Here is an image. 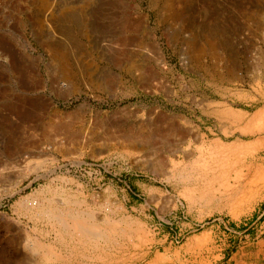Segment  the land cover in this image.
I'll return each instance as SVG.
<instances>
[{"label":"rangeland","instance_id":"rangeland-1","mask_svg":"<svg viewBox=\"0 0 264 264\" xmlns=\"http://www.w3.org/2000/svg\"><path fill=\"white\" fill-rule=\"evenodd\" d=\"M171 1L0 0V264H212L261 213L264 0Z\"/></svg>","mask_w":264,"mask_h":264},{"label":"crops","instance_id":"crops-1","mask_svg":"<svg viewBox=\"0 0 264 264\" xmlns=\"http://www.w3.org/2000/svg\"><path fill=\"white\" fill-rule=\"evenodd\" d=\"M243 232L246 234L226 246L218 261L212 264H264V207Z\"/></svg>","mask_w":264,"mask_h":264},{"label":"bare ground","instance_id":"bare-ground-1","mask_svg":"<svg viewBox=\"0 0 264 264\" xmlns=\"http://www.w3.org/2000/svg\"><path fill=\"white\" fill-rule=\"evenodd\" d=\"M181 1H183V0H172L171 1V4H170V8H171V12H170V17H175V18H180V19H183L184 18V13H183V11H182V9L180 10L179 9V6H178V3L180 2L181 3ZM185 1V0H184ZM191 2V1H190ZM170 3V2H169ZM177 3V4H176ZM166 4V3H165ZM182 4V3H181ZM184 4H185V2H184ZM41 5L45 8V7H50L52 4L49 2V0H41ZM169 7V6H168ZM184 9V8H183ZM165 10H167L166 8H165ZM143 19H144V30H146L147 31V35L142 39V41H143V43H145V44H147V49H145L146 50V52H147V57H146V59L148 60V64H150L151 66H153V69H155L156 68V66L159 68V67H161V68H163L164 66H165V64H164V55H163V53H162V51H161V49H160V47H159V44H158V42L155 40V37H154V34L152 33V32H150L151 30H150V25H149V19H148V16L147 15H144L143 16ZM150 32V33H149ZM205 40H207V38L205 39ZM263 42H264V37L261 39ZM209 44H208V46H210V47H212V48H214V50H215V48L218 46V44H217V42L214 40V39H210L209 40V42H208ZM261 42H258L256 45L257 46H259V44H260ZM57 45V44H56ZM202 45V44H201ZM218 49V48H217ZM216 49V50H217ZM213 50V49H212ZM203 53V52H202ZM212 57V56H211ZM60 60V59H59ZM57 65H58V63H57ZM59 69V68H58ZM62 72V71H61ZM159 72V71H158ZM154 75H155V73H154ZM148 76H150L149 78H150V81H151V79H154V78H151V77H153V73L152 72H149V75ZM156 76V75H155ZM153 81V80H152ZM262 114H264V111H262V112H259V113H257L254 117H253V120L255 119V118H257V117H259V116H262ZM251 119V118H250ZM264 121V120H263ZM234 123V122H233ZM247 124V123H246ZM250 124H251V122H250ZM242 127V126H241ZM246 127V126H245ZM173 130V129H172ZM170 131V130H169ZM183 131V130H182ZM189 132H193L192 130L190 131V130H188ZM188 131H186V134H187V132ZM194 133V132H193ZM192 134V133H191ZM190 133H189V135L191 136V138H193L192 137V135H191ZM194 134H196L197 135V133H194ZM168 135H171L170 133L168 134ZM174 135H175V133H174ZM180 135V134H179ZM188 135V134H187ZM196 135H195V138L197 139V137H196ZM194 136V135H193ZM149 137V136H148ZM177 137V136H176ZM156 138H157V136H156ZM152 139H154V138H152ZM158 139V138H157ZM174 139V138H173ZM177 139V138H176ZM194 139V138H193ZM192 140V139H191ZM195 140V139H194ZM130 141V140H129ZM136 141V140H135ZM173 141V140H172ZM256 141V140H255ZM151 142V141H150ZM126 143V142H125ZM155 143V142H154ZM174 143V142H173ZM139 144V143H138ZM248 145V144H247ZM246 145V146H247ZM163 146V145H162ZM168 147H169V145H168ZM172 147V146H171ZM209 147V146H208ZM241 147V146H240ZM219 148H215V150H217L218 152H220L221 151V149H219ZM240 149V148H239ZM243 149H244V147H243ZM211 151V150H210ZM171 153V152H170ZM185 153H186V151H185ZM231 153V152H230ZM152 154V153H151ZM215 155V154H214ZM236 155V154H235ZM162 157V156H161ZM216 157H218V156H216ZM224 157V156H223ZM161 159V158H160ZM226 159V158H225ZM169 164V163H168ZM225 166V165H224ZM230 166V165H229ZM233 166V165H232ZM246 168V167H245ZM10 169V168H9ZM8 169V170H9ZM7 171V170H6ZM8 172H10V170L8 171ZM184 173V172H183ZM0 174H1V171H0ZM221 176H223V175H221ZM1 180H2V178H1ZM227 185V184H226ZM225 187V186H224ZM227 187V186H226ZM22 205V204H21ZM41 205V204H40ZM25 206V205H24ZM69 209V208H68ZM62 216V215H61ZM83 218V217H82ZM91 218V217H90ZM48 219V218H47ZM61 222V221H60ZM73 223V222H72ZM65 224H67V223H65ZM76 224H77V227H78V230H81L82 232H83V234H87V236H88V234H90V233H92V229H91V227L90 226H86V225H84L82 222H76ZM73 225V224H72ZM104 225V224H103ZM114 225V224H113ZM75 226V225H74ZM112 226V225H111ZM76 227V228H77ZM95 227V226H94ZM114 227V226H113ZM110 230V229H109ZM81 232V233H82ZM71 234V233H70ZM129 235V234H128ZM128 237V236H127ZM130 241V240H129ZM57 257V256H56Z\"/></svg>","mask_w":264,"mask_h":264}]
</instances>
